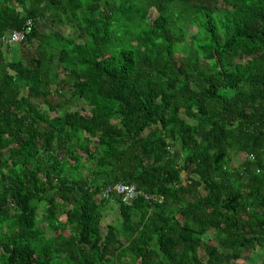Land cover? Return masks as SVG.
I'll use <instances>...</instances> for the list:
<instances>
[{"label": "trees", "instance_id": "16d2710c", "mask_svg": "<svg viewBox=\"0 0 264 264\" xmlns=\"http://www.w3.org/2000/svg\"><path fill=\"white\" fill-rule=\"evenodd\" d=\"M28 19L0 43V264H264V0H0V41Z\"/></svg>", "mask_w": 264, "mask_h": 264}, {"label": "rangeland", "instance_id": "374dc122", "mask_svg": "<svg viewBox=\"0 0 264 264\" xmlns=\"http://www.w3.org/2000/svg\"><path fill=\"white\" fill-rule=\"evenodd\" d=\"M44 28H47L46 32H50L51 30H53V28L51 27V24H48ZM58 28H59V30L63 31L65 34H70V35H73L74 37L77 38V30L76 29L74 30L73 28H70L66 24L64 26L58 27ZM78 40H83V39H78ZM18 47H19L18 43L13 45V49L18 48ZM3 52H4V50H3ZM9 54H10V56L14 55V50H12L11 52L9 51ZM32 54H35L34 50H31L24 45L21 46V55L25 61H28L29 58L32 56ZM5 55H7V54L5 53ZM67 92L68 93L70 92L69 94H71L72 90L68 89ZM234 162H235L234 163L235 165H239L241 162V159L236 157L234 159ZM77 193H79V192L77 191ZM112 208H110V210L105 211L107 214L105 216L106 224L109 222H118V220L120 218L119 207L113 206ZM258 252L261 253V250H259ZM256 253H254V252L244 253L243 258L241 260L237 261L236 264H260L263 257L262 256H256Z\"/></svg>", "mask_w": 264, "mask_h": 264}, {"label": "built area", "instance_id": "2783aa9c", "mask_svg": "<svg viewBox=\"0 0 264 264\" xmlns=\"http://www.w3.org/2000/svg\"><path fill=\"white\" fill-rule=\"evenodd\" d=\"M32 28H33V22L29 20L26 23V27L24 28V30L12 32L8 37L3 38V42L4 43L21 42L26 39V36L32 31ZM112 189L127 204H131V202H133L141 194L137 186L133 184L130 185L126 183H118ZM160 201H162V199H160Z\"/></svg>", "mask_w": 264, "mask_h": 264}, {"label": "clouds", "instance_id": "9594fccd", "mask_svg": "<svg viewBox=\"0 0 264 264\" xmlns=\"http://www.w3.org/2000/svg\"><path fill=\"white\" fill-rule=\"evenodd\" d=\"M29 20H31L32 22H33V20L32 19H28L27 21H26V23L29 21ZM33 26H34V22H33ZM26 27V24H25V26H24V28ZM24 28L22 29V30H24ZM22 30H20V31H22ZM14 31H18V30H10L6 35H5V37H8L12 32H14ZM32 31H33V28H32ZM31 31V32H32ZM31 32L26 36V39L25 40H23V41H21V42H14V43H4L3 42V38L1 39V41H0V43H2V44H7V45H9V46H11V47H13V45L14 44H21V43H23V42H25L26 40H27V38H28V36L31 34ZM118 184V183H117ZM160 199H162L163 200V198H160Z\"/></svg>", "mask_w": 264, "mask_h": 264}]
</instances>
